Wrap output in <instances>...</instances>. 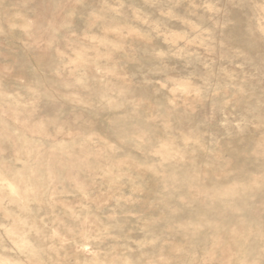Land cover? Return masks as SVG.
Here are the masks:
<instances>
[{
	"label": "rangeland",
	"instance_id": "obj_1",
	"mask_svg": "<svg viewBox=\"0 0 264 264\" xmlns=\"http://www.w3.org/2000/svg\"><path fill=\"white\" fill-rule=\"evenodd\" d=\"M0 264H264V0H0Z\"/></svg>",
	"mask_w": 264,
	"mask_h": 264
}]
</instances>
